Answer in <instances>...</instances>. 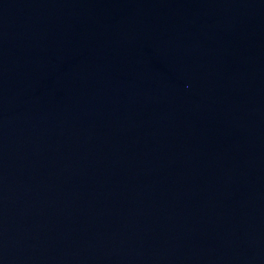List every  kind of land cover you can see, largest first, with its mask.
Listing matches in <instances>:
<instances>
[{"label":"water","instance_id":"1","mask_svg":"<svg viewBox=\"0 0 264 264\" xmlns=\"http://www.w3.org/2000/svg\"><path fill=\"white\" fill-rule=\"evenodd\" d=\"M0 264H264V0H0Z\"/></svg>","mask_w":264,"mask_h":264}]
</instances>
